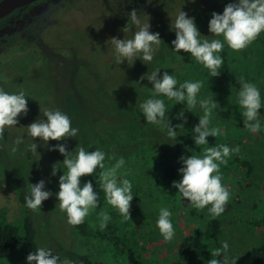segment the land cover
Returning a JSON list of instances; mask_svg holds the SVG:
<instances>
[{
    "label": "rangeland",
    "instance_id": "obj_1",
    "mask_svg": "<svg viewBox=\"0 0 264 264\" xmlns=\"http://www.w3.org/2000/svg\"><path fill=\"white\" fill-rule=\"evenodd\" d=\"M180 1L181 5L176 8L163 5L159 19L154 20L151 32L159 33L162 43L148 65L140 60L135 61L131 67L126 61L116 63L112 46L107 41L112 37L124 39L125 35L130 37L131 33L117 31L108 37L101 36L96 43L86 39L80 44L78 28H71L74 31L65 38H51L37 43V46L13 45L0 57V88L8 92L23 90L29 97L27 115L19 116L17 128H6L0 139V218L18 229L20 242L23 239L25 214L18 202L13 178L24 180L28 189L29 185L44 180L45 190L53 195L42 202L40 211L32 210L37 245H46L54 252L56 242L67 249L87 255L94 264L110 262L109 254L104 249L105 243L77 235L67 223L66 214L60 210L55 197L63 170V165L59 163H62L64 157L58 151L49 149L62 143L71 153L79 144L86 149L89 146H93L94 150L100 148L107 156L124 157L126 164L122 171L127 173L126 178L133 184L130 220H126L116 209L107 205L96 183L95 174L83 177L82 184L91 180L99 196L98 208L85 218L89 226L100 224L98 213L102 208L111 217L108 223L116 224L125 232L132 248L144 257H154L160 262L176 259L175 250L179 242L189 236L201 221L192 217L190 210L179 203L172 190L164 186L161 179L164 173L161 169L163 160L160 161L159 158L165 156L172 159L179 169L182 167V156L188 157L193 151L202 153L204 146H195L192 135L178 129L173 117L169 116L167 119L170 126L178 134L177 142L173 144L167 138L166 130L147 124L140 113L139 104L150 96L149 90L152 88L141 77L160 67L161 74L164 71L169 74L173 72L179 82L203 81L200 95L207 97L212 93L218 104L213 112L212 125L222 129V137L227 139L226 143L230 148L239 147V153L234 155L251 165L250 178L246 177L244 170L236 162L225 168L220 165L222 183L230 190L228 204L232 208L228 213L213 218L220 222L219 245L221 241H228L231 255L237 259L236 264L250 262L251 249L262 243L261 230L252 226V222L264 215L260 191V184L264 181V129L257 133L244 129L239 113L241 110L236 103L239 88L229 86L220 74L210 78L208 70L191 58L189 53L180 51L177 54L181 58L178 57L171 51L175 33L169 30L171 19L181 9L194 18L201 35L209 39L218 38L212 37L208 31L211 14H222L224 7L233 0ZM74 18L79 19V14L76 13ZM228 50V59L234 64L238 81L243 77L246 82L254 83L264 102V32L246 48ZM164 99L167 109L175 103ZM46 109L65 112L71 119L72 126L79 131L74 138L48 141L46 145L35 138L34 142L38 144L37 154L29 151L31 137H27V130L20 127L43 118ZM194 112L200 115L197 111ZM260 114L264 122L261 109ZM145 124L158 133L159 139L141 134V128ZM18 136H23L24 142L14 145ZM176 146L183 149V154L176 151ZM13 147L17 149L15 153L11 151ZM142 156L145 158H141ZM114 162L106 157V165ZM53 166L58 168L55 175H52ZM165 206L172 213L171 220L175 229V237L170 242L165 241L156 228L159 208ZM195 211L197 216L212 218L207 208ZM25 261L23 251L18 247L13 254L0 260V264H25Z\"/></svg>",
    "mask_w": 264,
    "mask_h": 264
},
{
    "label": "clouds",
    "instance_id": "obj_2",
    "mask_svg": "<svg viewBox=\"0 0 264 264\" xmlns=\"http://www.w3.org/2000/svg\"><path fill=\"white\" fill-rule=\"evenodd\" d=\"M127 16V24L121 31L131 33V36L125 35L124 39L112 37L107 43L110 42L112 46L117 64L126 61L131 67L135 61L140 60L148 65L153 61L162 40L159 33L150 31L149 17L146 14L142 12L138 14L136 9H132ZM169 30L175 33V39L171 42V51L175 54L180 51L189 53L191 58L208 70L210 78H214L221 72L219 71L223 64L221 52L225 44L238 51L246 48L264 32V0H233L224 7L222 14L213 12L208 22V31L212 37H222V39H209L201 35L194 18L189 17L181 9L175 18L171 19ZM177 56L181 58L178 54ZM161 69L156 67L141 77V80L146 79L152 88L149 90L150 96L139 104L140 113L147 124L157 125L166 130V136L174 142L173 144L177 142L178 134L167 119L164 98L174 101L175 105H186L189 112L195 110L200 113L198 123L191 128V138L195 146H204L203 151L202 153L193 151L190 156L180 158L182 167L178 169V175L181 179L173 181L171 187L177 189L191 207L197 210L207 208L208 214L215 218L224 213L230 198L228 186L222 183L220 165L226 163V158L230 155L239 153V147L230 148L226 144L209 146L207 138L220 136L223 131L219 126L212 125L213 112L218 108V104L214 94L211 93L207 97L200 95L204 86L203 81L179 82L173 72L169 74L164 71L161 74ZM239 84L236 103L241 110L239 113L244 129L252 133L260 132L264 129L260 114L264 102L260 90L254 83L246 82L243 77L240 78ZM27 98L29 97L23 90L8 92L0 88V139L3 138L6 128L16 127L19 116L27 115ZM42 117L26 127H20L27 130V137H31L29 151L37 153L38 144L34 142L35 138H39L46 145L48 141H61L77 136L79 129L72 126V121L65 112L59 109H46ZM178 118L186 119L184 109ZM24 139L23 136H18L13 143L22 144ZM49 150L58 151L64 157L62 163H59L63 165L64 170L59 177V191L55 193V197L60 210L66 214L69 225L84 223L90 212L98 208L99 196L94 190L93 182L87 180L81 184V177L93 174L107 205L116 209L124 219L130 220V205L134 197L133 184L126 178L127 173L122 171L126 164L124 157L107 156L100 148L89 151L79 144L71 153L62 143L51 146ZM11 151L15 153L16 147ZM106 157L109 161L115 162L106 165ZM54 166L52 175H55L58 169ZM51 195L53 194L50 191L45 190L44 180H40L34 185H29V191L24 197L25 206L33 211H40L42 202ZM98 216L99 227L103 229L111 217L102 208ZM171 216L170 209L165 206L159 208L156 219V228L168 242L175 237ZM53 253L51 248L41 245L27 255L26 262L27 264H72L67 258L61 260L58 254ZM236 260L231 255L228 241L224 240L211 252V259L207 264H236Z\"/></svg>",
    "mask_w": 264,
    "mask_h": 264
},
{
    "label": "trees",
    "instance_id": "obj_3",
    "mask_svg": "<svg viewBox=\"0 0 264 264\" xmlns=\"http://www.w3.org/2000/svg\"><path fill=\"white\" fill-rule=\"evenodd\" d=\"M218 39H221L218 37ZM229 47L225 44L221 52L223 58V64L219 69L220 76L224 82L229 86L238 89L240 87L239 81L236 76V69L234 64L229 62ZM184 109V115L186 119L178 118L180 112ZM261 112L264 114V106L261 108ZM136 115V114H135ZM168 115V116H167ZM167 118L169 116L173 117V122L175 126L181 131L191 134V128L198 123L199 115L194 111L189 112L186 105H171L166 111ZM142 117V116H139ZM182 125L181 127H178ZM146 124L141 128V134L147 137L158 138L159 135L156 131H153L150 127L146 129ZM209 146L214 144H226V138L222 135L215 138H207ZM89 151H94L93 146L87 148ZM176 151L183 154V149L176 146ZM142 152V151H140ZM187 155V154H185ZM188 156V155H187ZM145 158V157H141ZM160 161H162L161 169L164 171L161 175V179L164 186H167L176 195L179 203L188 211L190 210V215L192 217H197L201 222L198 227H196L192 233L184 237L178 244L175 250L174 261H157L154 257H144L139 251L132 248L130 239L127 238L125 232H123L116 224L108 223L103 229L96 226H89L86 219L84 223L76 226H72L74 232L83 238H90L98 242L105 243L104 249L109 254L110 262L104 264H207V261L211 259V252H213L217 247H219V233H220V222L216 219L210 218L205 219L202 216H197L195 208L189 205L187 200H184L178 190L172 188L173 181H179L181 177L178 175V169L175 162L165 156H160ZM227 162L221 164L222 168L229 166L230 164L236 162L242 169L247 178H250L252 168L249 162L239 160L234 154L226 158ZM64 170V169H63ZM63 174V171H62ZM83 177H81V184ZM13 185L17 193V199L22 207L25 217L23 221V239L20 242L18 237V229L13 225L7 223L5 220L0 218V260H3L14 253V251L21 247L25 259L28 254L34 251L38 245L36 241V228L32 219L33 211L25 206L24 197L28 193L29 189L27 183L21 178H13ZM260 191L262 196V201L264 202V181L260 184ZM231 204L225 206V211L223 214L228 213L231 210ZM252 226L261 230L262 243L251 249L250 251V262L248 264H264V215L258 221L252 222ZM55 243V254H58L62 259L67 258L72 262V264H94L87 255L81 254L77 251L67 249L59 243ZM103 249V250H104ZM25 264L27 262L25 261Z\"/></svg>",
    "mask_w": 264,
    "mask_h": 264
},
{
    "label": "flooded vegetation",
    "instance_id": "obj_4",
    "mask_svg": "<svg viewBox=\"0 0 264 264\" xmlns=\"http://www.w3.org/2000/svg\"><path fill=\"white\" fill-rule=\"evenodd\" d=\"M163 5L176 8L181 5V1L35 0L5 18H0V57L13 45L37 46V43L51 38H65L74 31L71 28L79 29L80 44L86 39L96 43L101 36L108 37L121 31L132 9L149 17L151 31L154 20L160 17ZM76 13L79 19L74 18Z\"/></svg>",
    "mask_w": 264,
    "mask_h": 264
},
{
    "label": "water",
    "instance_id": "obj_5",
    "mask_svg": "<svg viewBox=\"0 0 264 264\" xmlns=\"http://www.w3.org/2000/svg\"><path fill=\"white\" fill-rule=\"evenodd\" d=\"M35 0H1L0 2V18L6 17L8 14L20 10L27 4Z\"/></svg>",
    "mask_w": 264,
    "mask_h": 264
}]
</instances>
